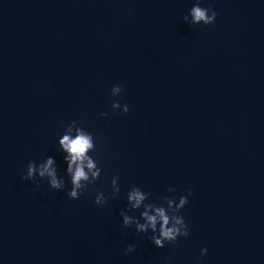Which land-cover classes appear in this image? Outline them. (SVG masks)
I'll list each match as a JSON object with an SVG mask.
<instances>
[{
    "label": "water",
    "instance_id": "95a60500",
    "mask_svg": "<svg viewBox=\"0 0 264 264\" xmlns=\"http://www.w3.org/2000/svg\"><path fill=\"white\" fill-rule=\"evenodd\" d=\"M196 2L0 0V264H264V0H199L215 21L190 25ZM80 132L95 167L69 199ZM49 157L63 189L21 180ZM189 189L187 237L136 231Z\"/></svg>",
    "mask_w": 264,
    "mask_h": 264
},
{
    "label": "clouds",
    "instance_id": "9594fccd",
    "mask_svg": "<svg viewBox=\"0 0 264 264\" xmlns=\"http://www.w3.org/2000/svg\"><path fill=\"white\" fill-rule=\"evenodd\" d=\"M189 14L191 15V22L189 23ZM189 14L183 17L185 22H188L190 25H195L202 23L204 25L212 24L216 18V12L211 7H201L199 4V0L189 10ZM122 85H115L111 89V95L116 92H122ZM120 107L119 102L114 101L112 103V109L115 110ZM128 107L125 105L123 112H128ZM103 116H107L108 113H101ZM74 122V121H73ZM63 145L64 149H66L71 154V160L68 163V171L72 173L71 176V188L66 193L69 199H77L82 192L87 190L88 186H83L80 182L81 180H87L88 176L84 171L82 166V162L87 160V168L92 170L95 165L91 159H88L85 153L88 149L93 147L91 134H85L80 132L75 139H69L67 135L63 137L60 141ZM76 163L75 170L73 171L72 164ZM53 164V158L49 157L46 163L40 164L37 167V164L33 161H29L27 163L26 173L21 176V180H35L36 177L43 178L45 176L49 177L48 184L51 188L61 190L64 188V181L58 180L56 176V170L51 167ZM101 173V169H97L92 172V176L99 178ZM95 180V181H96ZM116 177L112 178L111 183L114 184ZM94 181V182H95ZM93 182V183H94ZM81 190V191H78ZM168 191H173V189L169 188ZM118 192V191H117ZM115 195V193H113ZM150 194L147 193V196ZM192 195V190L189 189L187 195L179 196V203L175 204V208H172V205L176 200L169 197H164V202L172 210V215L169 216L165 212V208L163 206L157 207L153 203H147L144 205V210L140 213V215L145 219L146 223H136V231L138 233L147 232L148 228L152 229V235L149 239L156 247H163L165 243L175 245V242L178 237L188 236V225L185 223L183 216L180 214V210L186 205L188 202V196ZM104 197L103 192H97L95 196L94 203L98 206H102L106 203V198L103 200L101 197ZM146 194L142 193L139 190H133L132 192L127 194L128 201H134L131 205L132 209H139L142 201H145ZM148 209H152L155 212V215H150ZM120 215L123 217V225L125 227L131 226L133 224V218L125 215L122 210ZM157 218H159L160 226L157 234ZM171 222V226L170 225ZM134 248V245H127L125 249V254L131 252ZM207 252L206 248L201 249V256H203Z\"/></svg>",
    "mask_w": 264,
    "mask_h": 264
}]
</instances>
